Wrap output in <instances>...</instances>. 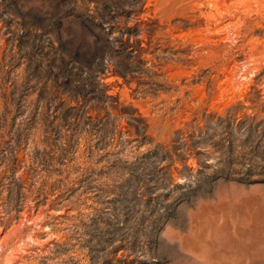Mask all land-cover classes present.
<instances>
[{"label": "rangeland", "instance_id": "374dc122", "mask_svg": "<svg viewBox=\"0 0 264 264\" xmlns=\"http://www.w3.org/2000/svg\"><path fill=\"white\" fill-rule=\"evenodd\" d=\"M251 5L0 0V264H264Z\"/></svg>", "mask_w": 264, "mask_h": 264}, {"label": "bare ground", "instance_id": "6f19581e", "mask_svg": "<svg viewBox=\"0 0 264 264\" xmlns=\"http://www.w3.org/2000/svg\"><path fill=\"white\" fill-rule=\"evenodd\" d=\"M229 2L228 4H230V5H232V6H236V7H242L244 10L245 9H249V8H251L252 7V3L254 4V6L256 7V8H264V0H209V5L211 4V8L213 7L214 8V10H215V12H216V14H218V15H222L221 13H222V10L223 9H226V10H228V8L229 7H231V6H228V4H227V6H225L226 5V2ZM208 7V6H207ZM222 7H224V8H222ZM208 9V8H207ZM230 9V8H229ZM210 10V9H209ZM225 10V11H226ZM264 10V9H263ZM224 10H223V14H224V12H225ZM229 11V10H228ZM246 11H248V10H246ZM225 13H227V11L225 12ZM229 13V12H228ZM209 14L210 15H212V13L211 12H209ZM215 14V15H216ZM208 17V16H207ZM216 17H218V16H216ZM223 17V16H222ZM221 17V20L223 19ZM241 17V16H240ZM215 19V18H214ZM219 20H220V18H218ZM243 19V18H242ZM241 19V20H242ZM238 20V19H237ZM216 22H218V21H216ZM220 22V21H219ZM215 24H217V23H215ZM226 26V25H225ZM259 26V25H258ZM207 27V26H206ZM212 28V27H211ZM227 28V27H226ZM258 28V27H257ZM206 29V28H205ZM214 29V28H213ZM222 30V29H221ZM216 31H219V30H216ZM207 41V40H206Z\"/></svg>", "mask_w": 264, "mask_h": 264}]
</instances>
